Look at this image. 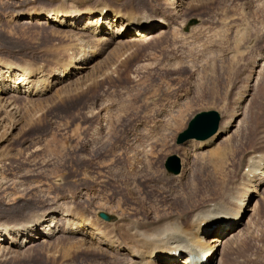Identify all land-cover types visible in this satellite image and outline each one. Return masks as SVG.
Instances as JSON below:
<instances>
[{
  "label": "rangeland",
  "instance_id": "1",
  "mask_svg": "<svg viewBox=\"0 0 264 264\" xmlns=\"http://www.w3.org/2000/svg\"><path fill=\"white\" fill-rule=\"evenodd\" d=\"M102 5L121 15L154 8L170 27L162 37L138 45H131L130 36L108 44L105 35L32 19ZM179 10L175 18L166 0H0V67L27 68L50 82L44 93L0 96V225L73 208L93 221H103L98 214L104 212L137 222L205 204L200 197L187 206L179 201L185 181L201 182L208 176L201 168L206 157L227 146L224 137L200 151L192 142L177 144L201 112L217 111L222 120L239 112L238 121L255 129L246 149L257 143L258 128L264 130L259 125L264 122V0H184ZM191 21L197 24L189 34ZM83 63L86 68L76 72ZM65 69L70 76L59 81ZM236 144L227 146L236 153L226 171L242 158ZM172 156L181 159L180 175L185 163L184 179L165 169ZM256 201V238L238 254H227L224 264H264V199L254 197L249 208ZM59 225L61 232L46 244L36 241L27 250L22 241L0 264L123 260L111 250L75 251L67 259L62 249L82 238L66 234L64 221Z\"/></svg>",
  "mask_w": 264,
  "mask_h": 264
},
{
  "label": "bare ground",
  "instance_id": "2",
  "mask_svg": "<svg viewBox=\"0 0 264 264\" xmlns=\"http://www.w3.org/2000/svg\"><path fill=\"white\" fill-rule=\"evenodd\" d=\"M176 1L180 3H175ZM183 2L184 0H166L167 9L172 10L175 18L179 17V7ZM157 11L154 8L151 13L131 10L124 16L121 11L102 5L101 8L89 12H53L46 14L44 18L41 14L34 18L31 15V18L42 21V24L52 23L59 27L83 30L93 37L105 35L108 44L111 40L130 36L131 45H138L144 40L162 37L168 32L170 24L157 17ZM28 19L30 20V17ZM159 24L162 27H154ZM193 28L188 25L189 34H192ZM90 57H93V53ZM87 65L88 63L78 64L75 71H82ZM69 69L60 72L59 81L70 76ZM39 73H32L30 69L23 67H0V96L35 91L44 93L49 89L50 82H44L42 76H38ZM227 114L216 137L205 143L193 141L192 145L190 144L193 150L200 151L224 137L222 141L226 142L227 146L236 141L237 150L241 152L242 158L226 171L236 150L225 145L215 148L214 152L206 157L208 162L204 161L201 166L203 174L208 176L201 182L195 178L185 181L187 188L186 191L182 189L184 193L179 196V201L183 199L186 205L193 198L200 197V201L206 202L205 204L195 205L190 211L184 209L168 212L153 220L125 222L122 218L111 216L112 221H116L114 223L101 219L99 215L102 212H99L98 216L107 223L93 221L84 213L73 210L74 208L65 211L51 209L43 215L35 214L21 222L0 225V261L8 259L15 247L20 248L22 241H25L23 243L27 250L32 248L36 241L46 244L47 239L52 238L54 233L61 232L59 221H64L67 226L64 230L66 234L79 235L82 238L75 245L62 249V254L67 259H71L75 251L104 254L105 251L111 250L123 258L117 264H224L227 254H238L249 241L256 238V235H253L256 218H253L258 214L257 201L253 207L249 208V205L256 196L264 199V130L258 128L257 143L246 149L255 133L254 126L251 128L242 118L238 121L242 115L239 112ZM259 125L264 128V122ZM184 156L186 154H183ZM184 164L183 174L176 177L178 180L185 177ZM210 191L215 192L217 199H211L213 194ZM203 194L204 196H201ZM247 213L249 214L246 215ZM88 239L95 240L98 245L87 247L85 241Z\"/></svg>",
  "mask_w": 264,
  "mask_h": 264
},
{
  "label": "water",
  "instance_id": "3",
  "mask_svg": "<svg viewBox=\"0 0 264 264\" xmlns=\"http://www.w3.org/2000/svg\"><path fill=\"white\" fill-rule=\"evenodd\" d=\"M197 21H191L189 26L196 25ZM221 115L217 111L201 112L195 115L188 127L178 136L177 144L185 145L192 141L206 142L218 135L221 124ZM165 169L170 175L179 176L182 172L181 159L178 156L170 157L165 164ZM100 218L111 221L112 217L106 213H100Z\"/></svg>",
  "mask_w": 264,
  "mask_h": 264
}]
</instances>
